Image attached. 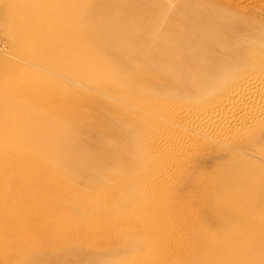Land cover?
<instances>
[{"label": "rangeland", "instance_id": "1", "mask_svg": "<svg viewBox=\"0 0 264 264\" xmlns=\"http://www.w3.org/2000/svg\"><path fill=\"white\" fill-rule=\"evenodd\" d=\"M43 1L44 15L60 10L50 6L54 1ZM90 1L95 13L77 7L81 11L76 15L81 38L103 37L106 39L101 40L107 42L123 25L126 31L122 29V33L136 26L140 29L136 28L137 33L129 39L135 38L137 43H132L138 44L142 35L153 31L147 42L152 48L168 27L176 25L182 29L184 24H191V14L196 15L198 10L197 15L208 20L223 38L224 46L229 45L225 47L230 52L239 57L248 54L245 61L254 56L264 63V0ZM8 6L5 0L0 2L1 16ZM115 19L122 23L112 31L109 26ZM128 25L132 27L127 28ZM68 31L77 30L68 27L65 33ZM29 41L31 45L34 42L33 47L18 55L0 28V264H236L239 260H243L242 264H264V200L251 194L258 187L264 190L262 129L219 143H203L201 139L193 147L190 141L187 146L160 148L155 145L162 134L184 133L171 123L161 128L155 122L156 114L151 116L145 109L154 103L171 109L198 108L186 99L181 87H177L178 93L175 91L180 100L177 96H163L162 91L170 86L167 81L158 80L156 73L153 78L151 74L152 77L133 72L142 76L136 82L125 83L127 97H137L127 103L115 97L116 93L112 95L120 88L117 83L106 85L105 76V81H100L92 58L78 57L61 48L43 59L35 47L36 41L32 37ZM105 59L109 70H117L115 63L107 60L109 55ZM219 62L227 64L230 60L223 57L213 63ZM146 92L160 97L147 103ZM69 114L73 119L67 122L64 117ZM17 135L38 145L43 143L49 151L47 156L64 159V163L68 160L59 154V145L66 135L73 140V150L86 155L89 161L76 165L82 172L78 177L73 170L50 168L45 156L29 158ZM233 138L235 141L230 140ZM168 153L174 158L166 159L170 157ZM242 158L247 167L236 166ZM10 162L12 166H22L20 174L7 166ZM69 163L75 165L72 160ZM39 165L49 174L34 172ZM231 169L236 173L229 179L224 174ZM10 176H14L12 180L8 179ZM156 179V183L151 182ZM19 180L25 182L19 184ZM218 181L247 189L248 197L256 199L255 206L244 210L236 197L217 196ZM210 204H218L220 210L214 212ZM211 212L220 221L213 223ZM64 246L69 249L60 250ZM36 247L42 250L37 251L44 259H40Z\"/></svg>", "mask_w": 264, "mask_h": 264}, {"label": "bare ground", "instance_id": "2", "mask_svg": "<svg viewBox=\"0 0 264 264\" xmlns=\"http://www.w3.org/2000/svg\"><path fill=\"white\" fill-rule=\"evenodd\" d=\"M1 1L3 0H0V2ZM5 1L10 6H8V9L6 10V12H4L3 16H1L0 14V28L2 29L5 37L9 39L13 50L18 55L24 54L25 51L29 48V46L33 47L34 42H32V45H31L29 41V39L32 37L36 41V44H37V45L35 44L36 49L41 54H43L42 57L48 54L51 55V53H55L61 48L62 49L64 48L67 51H71L72 54H74L75 56L77 55L78 57L80 56L82 58L90 57V59L92 58L93 61H95L94 69L98 73L97 74V76H99L98 78H101L100 81L104 82L105 81L104 78L107 77L106 79L108 81L106 85H108L109 83H117V85H119L120 88L119 90L115 89L116 90L115 92L113 90L114 94L112 93V95H115L116 93L115 97H118L126 101L127 103H132L136 101L137 99V97H130V98L127 97L128 85L125 84L126 82L127 84L128 82H136V80L139 79L140 77L139 75L141 74L139 73L138 75V73H133V72H137V71L144 72L147 75H150V74L153 75L154 73H156L158 77L157 76L155 77H157L158 80L163 79L167 81L170 84V86L168 90L163 89L164 91H162L161 93L163 96H170V97H175V98L178 97L177 99L180 100L181 97L179 98L180 95L177 96L178 94H176V92L178 93V91L176 90L179 87H181V89L184 90L181 92L184 93L183 95H185L186 99H188L191 102V104L197 105L198 108L171 109V108H166L162 104L154 103V105H150L149 109H145V111L149 112L151 116H153L152 115L153 113L157 115L156 116L154 114L155 118H157L155 122L158 123L160 126L161 125L164 126L166 124L168 125L169 123H171L175 125L178 129H180L181 132L183 131L184 133V135L182 136H178L177 134H176L177 136H174V135H171V133L166 134L165 131H163L162 129L163 133L165 134H162L160 136L155 146H159L160 148H163L166 146L170 147L174 144H182V145L187 144L188 145V142L191 141L192 144L191 143L190 144L193 147L194 146L193 144H196L198 142L200 143L201 139L204 140L202 141L203 143H219L228 137L230 138L231 136H241V138L242 136H246V135L250 136L251 133L259 129L260 130L262 129L261 131H263V134H264V63L263 61L262 60L260 61L254 56H251L249 60L245 61L249 56L248 54L241 53L243 55L242 57H239L238 55H235L234 52H230L229 49L226 48L229 45L227 46V44H225L226 47L224 46V41L222 40L223 38L220 37L219 33H218L219 35H217V33L211 27L208 20L205 21L202 19L201 16L197 15L198 14L197 12H199L198 10H195L197 11L195 12L196 15L193 16L194 12L191 14L192 15L191 21L190 19H187L191 22V24L189 23V21H187L189 23L188 26L184 24V27H182V29L176 27V25L168 27L165 33L163 35H160V37L156 39V42L154 43L153 47L148 48L147 42L153 31H150V33H146L142 35L141 42H139L138 44H133L132 41L135 38L134 37H133L134 39H129V38L135 33H137V30L140 28L136 26H133V27L131 26L132 31L129 29V32L122 33L123 31L121 32V30L122 29L124 30L125 26L121 24V26L123 25L124 28L122 27L121 30L120 28L118 30V25H120L121 21L118 22L117 19H115V21H111L109 27L112 29V31H115V27H116L117 28L116 30L120 32L119 33L117 31L116 33L113 32V34H111V37H112L111 40H107V42L105 40L104 42L101 40L103 39V37L100 39L99 36L96 37V38L99 37V39L94 38L91 40L81 38L80 37L81 35L78 33V30L81 28V25L77 21L76 15L77 13L81 12L80 9L84 10L83 12L85 11H90L91 13L94 12V11L92 12L91 10L92 8L89 4L90 0H52L54 1V3L51 2L50 6L60 7V10L58 12L56 11L54 14L52 13L53 15H50V16L44 15L42 13V8L44 9V6H45L43 0H5ZM90 3L92 4L91 1ZM78 6H80L79 10H78L79 8ZM97 12L98 11H96V13ZM180 22L181 21H179V23ZM183 23H185V21ZM53 25H55L56 27L52 28ZM68 27L72 28L73 30L76 29L77 31H70V33L68 31V33L66 34L65 30ZM131 27L129 26L127 28H131ZM124 31H126V29ZM136 38L140 39L139 37H136ZM144 53H147V54H144ZM41 54L39 56L40 59L42 58ZM107 55H109V59L107 60H109L110 61L109 63L111 64L115 63V65L117 66L116 68L117 70H109L105 66V61H106L105 56ZM45 56L43 57V59L45 58ZM223 57H227L228 61L230 60V62L227 64H222L219 62L220 63L219 65H216V63L218 64V62H216L215 64L213 63L215 60L221 61ZM85 61H87V58ZM89 62L87 63L89 64ZM92 73L93 72H91V74ZM91 74L89 76H91ZM153 78H154V75H153ZM98 81L99 80L96 81L97 84H98ZM100 86H102V84ZM113 87H115L114 84H113ZM148 91H151V90H148ZM181 92L179 91L180 94ZM148 93L147 92L145 93L149 95L145 98L147 100V103L152 102L155 99V96L160 97L159 94L158 95L156 93L151 94L152 92L149 94ZM159 100H161V98ZM152 106H153V111H152ZM71 115H73V113ZM71 115L64 117L65 118L64 120L68 122L71 118L73 119V116ZM177 128H175L176 131H178ZM168 129H165V130H168ZM173 131L174 130H172V132ZM180 134L182 133H179V135ZM20 136L21 135H17L16 137L20 138L19 140L23 143L22 147L24 151L28 153L27 155H30L29 158L34 157L36 155L45 156V160H47L46 164L47 165L49 164L48 167L50 168L52 167L53 169H59V170L65 169L69 172L73 170L74 174L76 173L78 177L82 174V172L80 173V171H78L79 168L78 169L75 168L76 165L77 164L81 165V163L84 164L85 162L88 163L89 161V158H87L86 155H81L79 151L73 150L74 149L73 140L72 138L67 137L66 135L62 137L63 139H61V144L59 145L60 146L59 154L65 156V159L67 158L68 161H65V163L67 164L64 163L63 161L64 159L60 161V159L57 160V159L52 158L54 155L52 157L51 155L47 156L48 154H46V152H49V151H47V148L45 147V145H42L43 143L42 144L40 143V145H38L35 141H31L27 137L22 138ZM244 139L246 138L244 137ZM254 139H255V136H254ZM230 140H234V138ZM261 142L264 143V136L261 138ZM246 143L247 142L243 144H246ZM223 144H220V145H223ZM182 145H180L179 147H182ZM177 150L179 152V149ZM180 150L182 149L180 148ZM159 151L161 150L159 149ZM161 152H158L157 154L160 153L159 155H161ZM175 152L176 151H174V153ZM258 153L260 155V152ZM175 155L176 154H174V156ZM178 155L180 154L178 153ZM249 155L251 154L249 153ZM169 156L170 157H167L166 159L174 158L172 157L173 154L171 153ZM159 157L161 158V156ZM162 158L165 159V156H163ZM71 160L75 162V165L74 163L73 165L69 163L71 162ZM11 163L12 162H10V164L7 165L10 167V169L15 168L14 170H17V172L21 170L20 167L22 166H20V164L19 166L18 165L12 166ZM2 164L3 163H1L0 165ZM237 164L239 165L244 164L246 167L248 165V163H246V161H244L243 158L237 161L236 166ZM231 166L232 168L233 166L235 167V163L231 164ZM29 167L31 168V166ZM233 169L223 174L226 175L229 179H231L232 177H235L234 175L236 173V172L234 173L235 170ZM22 171L21 173H23ZM34 172L40 173L41 176L42 175L45 176L49 174L47 173V170L43 168L42 165L36 166ZM34 172H32V175ZM18 174L20 173L18 172L17 175ZM8 175H11V173ZM35 175L36 174H34L33 176ZM41 176L39 178L40 180H41ZM18 177L22 179L20 175ZM12 178L10 176L8 179L12 180ZM45 179H49V178L45 177ZM226 180L228 179L226 178ZM20 181L21 180H19L18 182L19 184H20ZM6 182H8V180ZM151 182L156 183L157 179L155 181L152 180ZM18 183L16 182V184ZM47 183H49V180L47 181ZM41 184H43V182ZM215 190L218 192L217 193L215 191L218 194L217 196H224L226 197V199L227 197H234V198L236 197L235 199L239 201V204L242 205L244 210L249 207L255 206L256 199H254V196L253 198L248 197V194L246 193L247 191H245L247 189H243L240 187L236 188V187H233L231 183L224 184L218 181L216 184ZM257 190L252 191L251 194L257 197H261L262 200H264V190H259V187L257 188ZM28 192H31V191H28ZM44 194L46 193L44 192ZM45 196L46 195H44L43 197ZM210 205H212V210L214 212L220 210L218 204L214 206L213 204H210ZM214 212H211L212 216H214L212 218L213 223H215L216 221L217 222L220 221L215 216ZM224 232L225 231L223 230L222 234H224ZM64 247L65 248L62 247V249L60 250H64L67 248L66 246ZM37 248L39 247H36V251L39 250ZM73 250L74 249H72V251ZM39 251H42V250L40 249ZM39 251H37V253H39L40 259H44L45 257L41 255V252ZM43 251H45V249ZM57 252L58 254L60 253L59 251ZM50 253H51L50 255L54 258L55 255L53 256L52 252ZM41 256H43L44 258L43 257L41 258ZM37 257L38 255L35 256L36 259ZM115 259H117V257ZM68 260H70V258ZM32 261L33 260H31L30 262ZM110 261H111V258H110ZM110 261L108 263H110ZM242 261L243 260H239L236 262V264H242ZM64 262L65 261H63L62 263ZM65 263H70V262L67 261ZM92 264H95V263H92Z\"/></svg>", "mask_w": 264, "mask_h": 264}]
</instances>
